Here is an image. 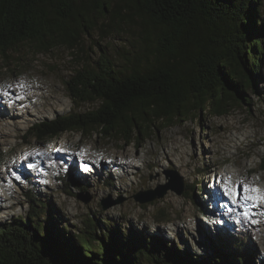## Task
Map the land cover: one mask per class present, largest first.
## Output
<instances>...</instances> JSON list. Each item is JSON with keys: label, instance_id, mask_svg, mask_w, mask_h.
<instances>
[{"label": "rangeland", "instance_id": "obj_1", "mask_svg": "<svg viewBox=\"0 0 264 264\" xmlns=\"http://www.w3.org/2000/svg\"><path fill=\"white\" fill-rule=\"evenodd\" d=\"M86 3L93 23L74 47L64 43L38 50L25 43L0 57V95L10 90L18 97L11 104L14 115L0 103V120L7 122L12 133L7 144L0 137V223L27 218L29 199L34 197L39 212L33 218L41 223L54 212L55 219L49 220L54 226L65 225L70 233L80 235L87 219L95 224L98 234L110 221L125 232L136 230L145 237H158L193 259L212 253L217 232L234 240L240 232L233 229L242 225L236 239H244L247 264H264V239L261 241L249 224L253 210L243 215L248 207L239 198L233 203L214 187L221 181L219 171L245 176L244 180L264 173L259 166L264 159V51L250 88L242 93L245 101L232 104L224 115L213 116L205 106L195 109L189 118L156 123L150 134L146 131L136 141L117 133L105 136L100 128L87 134L67 131L38 142L27 138L28 129L37 123L70 110L84 113L99 106V101L75 105L67 90L66 81L87 63L94 65L98 57L107 54L118 67L125 68L138 54L145 52L151 58L157 31L154 24L150 23V32L145 33L136 11L114 13L110 8L103 14L93 3ZM260 13L264 31V0ZM143 62L141 57L139 63ZM25 90L33 92L31 100L21 92ZM35 104L43 114L27 115L25 111L35 110ZM229 135L235 140L230 141ZM109 150L130 153L126 161L116 157L119 164L128 165L127 171L110 162ZM43 152L46 157H39ZM165 152L171 157H164ZM37 158L38 173L29 166ZM244 162L253 169L246 171ZM194 181L201 185L195 182L191 192ZM181 184L185 191L178 195L173 189ZM147 189L153 194L164 191V195L149 203L135 201L134 194ZM88 197L87 203L81 200ZM103 201L117 204L103 209ZM161 210L165 212L161 219L168 217L170 222L156 219Z\"/></svg>", "mask_w": 264, "mask_h": 264}, {"label": "trees", "instance_id": "obj_2", "mask_svg": "<svg viewBox=\"0 0 264 264\" xmlns=\"http://www.w3.org/2000/svg\"><path fill=\"white\" fill-rule=\"evenodd\" d=\"M86 1L103 14L110 8L114 13L136 11L145 33L154 24L151 58L145 52L138 54L125 68L107 54L94 65L87 63L66 81L67 90L75 105L99 101V106L84 113L70 110L37 123L28 129L27 138L38 142L67 131L87 134L100 128L105 136L117 133L136 141L146 131L150 134L156 123L189 118L205 106L208 113L220 116L232 104L245 101L242 93L250 88L264 51L261 0H0V57L25 43L38 50L64 43L74 47L93 23ZM141 57L146 62L139 63ZM260 168L264 170V159ZM195 182L201 185L194 181L191 192ZM29 200L27 218L0 223V264L249 262L244 239H236L242 225L233 229L240 232L234 240L217 232L212 253L193 259L158 237H145L136 230L125 232L110 221L98 234L87 219L80 235L70 233L65 225L54 226L49 221L55 219L54 212L41 223L33 218L38 216L39 205L34 197ZM164 214L161 210L155 217L161 219ZM161 220L171 221L168 217Z\"/></svg>", "mask_w": 264, "mask_h": 264}, {"label": "bare ground", "instance_id": "obj_3", "mask_svg": "<svg viewBox=\"0 0 264 264\" xmlns=\"http://www.w3.org/2000/svg\"><path fill=\"white\" fill-rule=\"evenodd\" d=\"M21 92L27 97V99L31 100L33 98V92L32 91L25 90V91H21ZM17 99H18V97H16V94L12 93L10 90H7V91L3 92V94L0 95V103H3L9 107L11 115L15 114L14 109H12L11 104L13 101H16ZM19 105H21V104H19ZM35 105H36L35 110L29 111V112L25 111V112H27V115L32 116V114L35 113V115L37 116V114H43V111H40L41 109H39V105L38 104H35ZM22 107H20V108H22ZM20 113H22V112H20ZM22 118H24V117H22ZM13 135H15V133ZM10 136H12V133L9 131V125L7 124L6 121L0 120V137L2 138V142L7 144L8 138ZM229 137H230V139H229L230 141L235 140L234 136L229 135ZM170 152L173 153L171 151V149H170ZM107 153L110 154L109 157L112 158V160H110V162H112V164L116 168L121 169L122 171H127L128 165L119 164L118 160H116V157H118V159H120L122 161H126V160H128V158L130 156V153L128 151H126V150H122V151L121 150H119V151L109 150V151H107ZM37 154H36V156H37ZM161 154H162V152H161ZM38 155H39V157L40 156L46 157V154L44 152L41 154H38ZM163 156L164 157H166V156L171 157V155H168L167 152L163 153ZM37 160H38V158L33 159L31 161V164L29 165L32 168V170H34L36 172L38 171L37 167L35 165V162ZM243 164L246 168V171L253 169V167H251V165H249L247 162H244ZM45 171L46 170H44V169L41 170L40 171L41 175ZM217 175L221 177V181H220L219 186H217V187L214 186L216 188L215 190L218 191L219 195H222L221 197L224 199H226L227 197H230L232 191H235V193L237 194V199L239 198L241 203H243L246 207H248L245 211L247 213L248 212L252 213V210H253V216L250 217L249 224L256 231L255 233L259 234L260 240L264 239V173L256 174L253 176H248L246 180L243 179V178H245V176L239 178V177L233 175V173L230 171H227V172L219 171L217 173ZM118 177L122 178L123 174L122 175L118 174ZM245 185H247L246 188L255 189V191H247L246 192L245 188H244ZM237 186L240 187L239 191H237ZM225 190L229 191V196H225L223 194ZM245 197H261V199L253 201V200L245 199ZM223 206H225V204H223ZM261 241H263V240H261Z\"/></svg>", "mask_w": 264, "mask_h": 264}, {"label": "water", "instance_id": "obj_4", "mask_svg": "<svg viewBox=\"0 0 264 264\" xmlns=\"http://www.w3.org/2000/svg\"><path fill=\"white\" fill-rule=\"evenodd\" d=\"M178 195L182 194L184 191L183 185L181 184V186L179 187H174L173 189ZM164 195V191L157 193V194H153V192L150 189L147 190H140L137 193L134 194L133 198L135 199V201H137L140 204H144V203H149L155 199H159ZM84 203H87L89 201V197L88 198H82L81 199ZM117 204V202H108V201H103L102 202V208L106 209L112 205Z\"/></svg>", "mask_w": 264, "mask_h": 264}, {"label": "snow or ice", "instance_id": "obj_5", "mask_svg": "<svg viewBox=\"0 0 264 264\" xmlns=\"http://www.w3.org/2000/svg\"><path fill=\"white\" fill-rule=\"evenodd\" d=\"M245 191H246V192H247V191H255V189H248V188H245ZM223 194H224L225 196H229V191H228V190H225ZM230 199H231V201H232L233 203H236V200H237V194L235 193V191H232L231 196H230ZM245 199H249V200H253V201H255V200H259V199H261V197H245ZM243 215L247 216L248 213L245 212V213H243Z\"/></svg>", "mask_w": 264, "mask_h": 264}]
</instances>
